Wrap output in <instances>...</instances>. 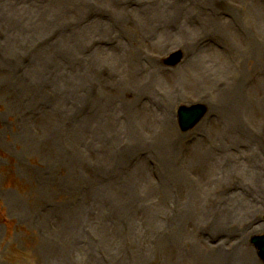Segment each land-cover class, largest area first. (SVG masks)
<instances>
[{"label":"rangeland","instance_id":"obj_1","mask_svg":"<svg viewBox=\"0 0 264 264\" xmlns=\"http://www.w3.org/2000/svg\"><path fill=\"white\" fill-rule=\"evenodd\" d=\"M263 168L264 0L1 12L0 264H263Z\"/></svg>","mask_w":264,"mask_h":264},{"label":"bare ground","instance_id":"obj_2","mask_svg":"<svg viewBox=\"0 0 264 264\" xmlns=\"http://www.w3.org/2000/svg\"><path fill=\"white\" fill-rule=\"evenodd\" d=\"M14 1L15 2H13V0H0V15H1V12L4 11V12H7V13H11L13 18H15L16 15H17V11L18 10H24L25 9L27 0H22V2L21 1L19 2V0H14ZM8 5H10V7ZM14 20H16V19H14ZM58 90H59V88L57 87L55 92L58 93ZM79 94L83 97L84 94H82V89H80ZM78 99L80 100L81 98H78ZM263 170H264V168H263ZM232 196L226 195L224 197H221V202H223L224 199L228 200ZM218 207H219L218 209L214 210V212H215L214 213V220L212 222L208 223V225H211V226L217 225L218 226L221 223L220 220H223L225 222H227L229 220V219H227L225 217V215H226L225 209H224V212H223L224 205H222L220 203V205H218ZM153 210H154L153 208H149L146 211L148 213H152ZM216 213H220V215L216 214ZM168 220L169 219H167V221ZM171 235H174V232H172ZM174 245H177V242L172 241V245L171 246H174ZM97 262L98 261H93L94 264H98Z\"/></svg>","mask_w":264,"mask_h":264},{"label":"water","instance_id":"obj_3","mask_svg":"<svg viewBox=\"0 0 264 264\" xmlns=\"http://www.w3.org/2000/svg\"><path fill=\"white\" fill-rule=\"evenodd\" d=\"M175 62H178L181 58L180 54L176 55ZM206 110L203 106H193L190 108L182 107L180 109V124L181 128L184 131H187L188 129L192 128L205 114ZM252 242L257 246L259 249V253L264 259V236L255 237Z\"/></svg>","mask_w":264,"mask_h":264}]
</instances>
